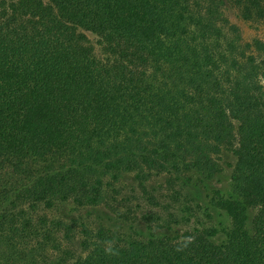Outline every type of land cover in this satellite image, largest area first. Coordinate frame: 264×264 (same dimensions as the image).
I'll list each match as a JSON object with an SVG mask.
<instances>
[{"label":"trees","instance_id":"1","mask_svg":"<svg viewBox=\"0 0 264 264\" xmlns=\"http://www.w3.org/2000/svg\"><path fill=\"white\" fill-rule=\"evenodd\" d=\"M0 264H264V0H0Z\"/></svg>","mask_w":264,"mask_h":264},{"label":"rangeland","instance_id":"2","mask_svg":"<svg viewBox=\"0 0 264 264\" xmlns=\"http://www.w3.org/2000/svg\"><path fill=\"white\" fill-rule=\"evenodd\" d=\"M233 23H237L239 26L242 27V37L243 39H252L257 36L262 35V31L255 28V27H250L247 24H242L240 20L236 18H231ZM242 24V25H241ZM130 178V177H129ZM128 177L125 178L128 183H130V179ZM58 213L64 218L68 219L71 217H80L81 215L83 216H90L91 221L93 225H98V224H105L110 227H115L116 226V221L114 220L113 215L107 211L104 207H88V208H76L75 205L72 202H66L63 203L59 206Z\"/></svg>","mask_w":264,"mask_h":264}]
</instances>
